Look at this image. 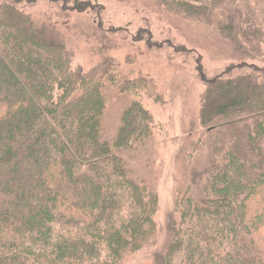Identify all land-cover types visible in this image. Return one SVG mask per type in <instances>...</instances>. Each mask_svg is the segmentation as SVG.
I'll use <instances>...</instances> for the list:
<instances>
[{"label":"trees","instance_id":"trees-1","mask_svg":"<svg viewBox=\"0 0 264 264\" xmlns=\"http://www.w3.org/2000/svg\"><path fill=\"white\" fill-rule=\"evenodd\" d=\"M70 1L85 21L75 37L99 58L88 69L66 23L0 0V264H122L157 234L159 196L135 174L151 164L154 78L113 56L98 0ZM154 1L232 41L248 72H201L188 187L151 264H264V67L246 63L264 55V0Z\"/></svg>","mask_w":264,"mask_h":264},{"label":"rangeland","instance_id":"rangeland-1","mask_svg":"<svg viewBox=\"0 0 264 264\" xmlns=\"http://www.w3.org/2000/svg\"><path fill=\"white\" fill-rule=\"evenodd\" d=\"M16 1L18 8L34 16H49L58 23L62 22V25L66 23L64 27L70 29L67 30L71 35L69 47L73 50L74 65L88 69L98 61L90 45L74 35L85 21L82 14L72 9L70 0L58 4L49 0ZM98 2L102 8L103 26L118 41L113 56L125 67H128V57L135 56L138 60V63L135 62V75L142 69L143 74L154 78L156 85L151 96L143 99L156 121L152 154L148 156L151 164L145 162V173L135 174L159 196L155 214L157 234L148 243L149 246L147 244L122 263L151 264L155 254L166 244L169 220L175 213L177 191L188 187L186 174L191 160L185 157V150L190 153L189 142L196 141L202 133L199 112L205 84L201 72L210 79L218 75L226 76L224 71L231 68H236L232 71L234 76L246 74L248 70L239 68L242 61L232 41L205 24L168 13L154 0ZM246 63L263 68L264 55ZM128 70L132 69L128 67ZM121 108L116 99L108 106L106 120L111 131L118 127ZM137 163L142 164L141 161Z\"/></svg>","mask_w":264,"mask_h":264}]
</instances>
